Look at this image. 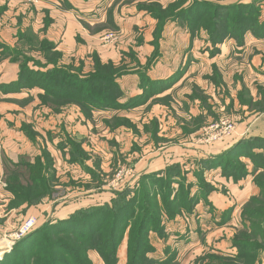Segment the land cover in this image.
Returning a JSON list of instances; mask_svg holds the SVG:
<instances>
[{
    "label": "rangeland",
    "instance_id": "374dc122",
    "mask_svg": "<svg viewBox=\"0 0 264 264\" xmlns=\"http://www.w3.org/2000/svg\"><path fill=\"white\" fill-rule=\"evenodd\" d=\"M109 1L113 3L104 7V22L97 29L107 30L100 36L114 32L112 43L104 44L99 37L101 49L111 48L113 56L105 60L97 54L90 56L87 76L95 72L110 76L114 87L109 79H104L103 86L108 99L119 96L117 106L101 105L86 113L82 111L87 121H74L78 125L88 124L89 147H67V155L72 149L75 155L73 167L60 169L61 176L54 188L61 194L57 204L72 201L80 207L76 211L100 208L97 214H112L102 223L105 227L100 237L89 242L93 248L82 242L85 238L76 239L65 232L58 236L52 228L43 231L45 241L73 245L77 253L84 250L77 254L78 260H85L82 258L86 253L91 264H107L102 253L108 261L118 257V264H130L132 260L137 261L135 264H207V255H239L249 263L264 264V137L248 133L256 117L264 113V0ZM0 51L10 60L20 54L16 45L2 41ZM49 77L44 75L46 80ZM31 98L26 96L30 101L27 106L37 111L40 104ZM42 104L54 111L78 106L74 102ZM18 105L12 103V107ZM148 107L154 109L152 114H148ZM151 116L154 117L148 119ZM222 117L231 118L237 132L232 138L233 134L212 143L208 150L218 147L215 155L210 156L213 158L205 163L210 157L199 159L192 154L191 150L199 145L192 134ZM154 129L155 141L170 147L179 139L184 149L178 159H168L150 172L148 147L152 146L148 144V132ZM49 148L65 157L64 147H42V157L45 153L52 155ZM1 162L0 181L6 183L5 189L9 188L10 176L13 181L23 180V184L29 180L30 169L26 165L12 167L4 155ZM204 163L207 168H203ZM128 168L133 173L126 174L128 178L122 184H115L118 172ZM166 172L179 177L180 184L173 188L179 202L176 197L171 198L172 191L166 182H155L156 176H166ZM61 177L66 178L61 181ZM242 178L246 180L240 185ZM230 180L231 183L227 182ZM63 190L68 194L64 196ZM165 191L170 192L168 197L164 196ZM72 192L77 194L71 195ZM7 195L12 198L0 192V199H10L7 208L24 211L28 207L21 208L20 200L12 192ZM44 201L47 197L41 203ZM129 213L128 226L120 227L124 235L116 247L105 245L112 225H126ZM146 213L149 226L137 250L134 235ZM27 219L16 224L0 212V245ZM41 220L36 221L37 228L57 222ZM35 238H30L26 247L7 252L1 264H17L24 256L33 259L40 251L34 245ZM125 238L127 246L123 251L120 246ZM236 242L243 246L242 250L235 246ZM27 247L35 248L29 252ZM54 250L57 264H74V249ZM120 255L124 263L119 262ZM94 257L101 260L96 262Z\"/></svg>",
    "mask_w": 264,
    "mask_h": 264
},
{
    "label": "crops",
    "instance_id": "0c3cea01",
    "mask_svg": "<svg viewBox=\"0 0 264 264\" xmlns=\"http://www.w3.org/2000/svg\"><path fill=\"white\" fill-rule=\"evenodd\" d=\"M112 3L109 0H41L35 5H27L24 0H0V41L7 44L13 43L16 45V50L20 51L18 57L11 60L7 54L4 55L0 51V100L3 101L0 103V162L4 155L12 167L22 168L26 167L22 163H34L42 155V147H64L63 150L66 153L62 158L57 154L58 150H54L53 153V149L49 148L58 178L61 176L60 169L63 166L69 169L73 167L70 153L67 155V147H89L88 124L74 123L76 120L82 122L83 119L86 120L81 108L70 106L61 111H54L43 105L38 97V94L43 93L41 88L37 86L25 88L19 85L21 64L24 61L23 57L29 56L41 62L42 65H46L47 68L71 65L78 68L79 66L77 71L85 75L89 72L88 60L93 54H97L103 60L111 58L114 51L110 50L111 48L109 51H103L99 45L101 44L100 35L107 30L99 31L100 28L97 29V26L100 22H104L106 15L104 7ZM53 56L56 58L49 60ZM32 63H29L32 69H44ZM14 86L18 89H12ZM27 95H31L34 103L40 104L37 111L29 110L27 104H30V101L26 100ZM15 102L20 106L12 107V103ZM153 110L148 107V114H152ZM202 128L196 129L192 135L195 137ZM155 132V129L148 132V144L152 146L148 147V171L150 172L160 168L161 164H166L168 159H178L177 156L183 153L184 149V143L182 144L179 139L175 140V146L170 147H167L166 143L155 141ZM248 133L251 136L264 137V113L256 117ZM157 136L162 137V134L158 133ZM211 144L199 143L195 146L198 148L191 150L192 154L193 152L197 154L199 159L215 155L218 145L214 146L215 149L208 150ZM168 152L173 153L175 157H168ZM211 158L213 157L205 163ZM205 163L203 168H207ZM66 174L71 175V172L66 170ZM65 178L61 177L60 180L64 181ZM245 180L242 178L238 183L241 185ZM227 182L231 183L232 180ZM2 184L0 181L1 194L3 192L6 198L11 199L12 196L7 195L11 191L9 188L5 189L4 185L2 187ZM63 193L65 196L68 191L63 190ZM76 194V192L71 193L74 196ZM55 195L53 198H47V202L27 207L24 211L7 208L10 199L8 201L0 199V212L4 213L10 221L18 224L29 215H34L37 220L44 218L41 221L47 218L46 222L48 219L64 220L80 208L72 201L57 204L61 194ZM4 206L5 210L2 209ZM25 206L27 205L24 204L21 208ZM126 242L125 238L120 246L123 251L127 246ZM94 260L98 262L101 259L94 257ZM119 260L120 263H124L121 255Z\"/></svg>",
    "mask_w": 264,
    "mask_h": 264
},
{
    "label": "trees",
    "instance_id": "16d2710c",
    "mask_svg": "<svg viewBox=\"0 0 264 264\" xmlns=\"http://www.w3.org/2000/svg\"><path fill=\"white\" fill-rule=\"evenodd\" d=\"M56 56L50 57L49 60H54ZM30 62H34V65H38L44 69H32L29 65ZM49 75V79H45L44 75ZM104 79H109L112 82L110 76H106L105 74H98L95 72L92 76L89 77L87 74L82 75L74 67H52L47 68L46 65H42L41 62L32 59V57L26 56L24 61L21 64V71L19 77V85L24 86L25 88H32V87H39L43 90V93L40 95L42 103H47L52 101V103L56 105L60 104H68V103H76L83 112H88L89 110H94L95 108H99L101 105H106L107 107H115L117 106V100L119 96L114 97L113 99H108L106 97L105 88L103 86ZM114 87V85H113ZM12 89L17 90L16 86L12 87ZM46 94V95H45ZM115 105V106H114ZM59 108V107H58ZM101 108V107H100ZM104 108V107H102ZM244 142V141H242ZM249 142V141H248ZM252 147H249V149ZM73 150V149H72ZM71 150V160L74 159L73 151ZM232 151V150H231ZM230 152V151H229ZM44 153V151H43ZM22 165H26L30 169V177L26 183H22V181H13L12 176L9 178V190L12 192L15 199H19L20 202L18 205L26 204L28 207L41 203L44 198H53L55 197V190L54 185L57 182V177L54 170L53 158L49 154L45 153V157H39L36 159L35 163H22ZM165 174V173H163ZM164 175L156 176L157 179L155 182L164 181L168 185V190L172 191L171 198H174L178 195L177 190L173 191L175 184L179 185V177L172 176L166 172ZM154 177H151V182ZM171 188V189H170ZM186 190V189H185ZM182 188H179L178 192H181ZM163 192V191H162ZM164 196L168 197L170 192L165 191ZM36 196H40L39 199L34 198ZM177 202H179V197H176ZM172 199V200H174ZM124 209H126V206ZM100 211V208H97ZM95 209H88L83 210L80 209L75 211L73 214L70 215L69 218L64 220H58L55 223H44L41 227H35L33 231L23 239H21L17 244L14 246V250L19 249L20 247H26V243L29 242L33 237L35 238V244L38 245L40 249L39 252L34 254V258L31 259L29 256H24V260L20 261L17 264H57L58 258L56 255V251L54 248H68L70 252L75 250L73 255L74 264H91L90 261H87L85 255L82 259L85 260H78V255L83 254L84 250L81 253H77L75 246L65 244L64 242H55L46 239L45 241V234L43 231L47 228H52L55 230L59 236L60 232H65L67 234L73 235L76 239H83L82 242H92L96 238H99L101 233L104 231V227L102 223L112 214V211H106L104 213L100 212L97 214ZM116 210V209H115ZM120 211V209H118ZM121 212V211H120ZM125 211L122 210V213ZM130 213L126 217V225H112V229L109 231L108 238L105 240V245H111L116 247L119 238L124 235L123 232L120 231V227H127L128 224V217ZM119 219H117L118 221ZM149 226L148 222V213H146V217L141 222V225L138 227L134 236L137 238V245L136 249L142 246L143 239L147 233V228ZM47 232V231H46ZM123 234V235H122ZM44 235V236H43ZM40 236V239H38ZM42 239V240H41ZM75 239V240H76ZM41 240V241H40ZM92 247L91 243H89ZM235 246L240 247L242 250L243 246L240 243L235 244ZM29 248V252H31L35 247H27ZM93 248V247H92ZM78 254V255H77ZM103 259L107 261V264H118V260L114 258L112 261H108L105 255L102 253ZM208 260L207 264H253L249 263L244 257L238 255L235 258H224V257H216L214 255H207ZM31 259V260H30ZM116 259V260H115ZM26 260V261H25ZM4 262V261H3ZM10 262V261H8ZM2 263V262H1ZM10 263L13 264V261ZM137 263L136 260L130 261V264ZM16 264V262L14 263ZM160 264H168L165 262H160Z\"/></svg>",
    "mask_w": 264,
    "mask_h": 264
},
{
    "label": "built area",
    "instance_id": "2783aa9c",
    "mask_svg": "<svg viewBox=\"0 0 264 264\" xmlns=\"http://www.w3.org/2000/svg\"><path fill=\"white\" fill-rule=\"evenodd\" d=\"M33 3H38L39 0H29ZM115 39L114 32H108L101 36V41L104 44L112 43V41ZM236 129V125L234 121L229 117H222L217 122H214L212 124H209L205 127H203L196 135V139H198V142L201 144H211L216 141H221L229 137L233 134V132ZM128 173H133L132 168L128 169H122L118 174L116 175V179L114 180L115 184H119L121 182H124L128 177L125 176ZM2 182V181H1ZM122 184V183H121ZM4 186H6V183H3ZM37 218L32 217L27 219L21 227L14 232L11 235L6 236L5 240L1 243V250H0V264L4 260V257L7 252L13 249V247L19 242L21 239H23L28 233L33 231V229L36 227Z\"/></svg>",
    "mask_w": 264,
    "mask_h": 264
},
{
    "label": "water",
    "instance_id": "95a60500",
    "mask_svg": "<svg viewBox=\"0 0 264 264\" xmlns=\"http://www.w3.org/2000/svg\"><path fill=\"white\" fill-rule=\"evenodd\" d=\"M14 248V247H13Z\"/></svg>",
    "mask_w": 264,
    "mask_h": 264
}]
</instances>
